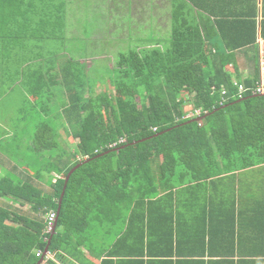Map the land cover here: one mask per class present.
Here are the masks:
<instances>
[{
	"label": "trees",
	"instance_id": "1",
	"mask_svg": "<svg viewBox=\"0 0 264 264\" xmlns=\"http://www.w3.org/2000/svg\"><path fill=\"white\" fill-rule=\"evenodd\" d=\"M205 45L199 32L178 29L165 51L122 54L112 71L103 66L113 94L95 95L90 78L57 80L70 99L54 121L69 125L75 152L64 164L69 150L58 141L56 124L48 146L42 137L50 124H40L35 150L60 152L52 157L59 179L48 181L49 192L12 175L0 181V198L28 206H0V264L42 258V264H84L93 251L92 231L106 240L118 231L95 264H264V95L255 94L260 63L251 79L234 81L227 68L242 49L226 45L213 54ZM27 69L50 89V72ZM187 105L202 115L185 119ZM242 174L257 181L239 185ZM52 212L53 236L47 232ZM248 245L255 251L242 254Z\"/></svg>",
	"mask_w": 264,
	"mask_h": 264
},
{
	"label": "crops",
	"instance_id": "2",
	"mask_svg": "<svg viewBox=\"0 0 264 264\" xmlns=\"http://www.w3.org/2000/svg\"><path fill=\"white\" fill-rule=\"evenodd\" d=\"M178 29L199 32L207 53L211 49L215 54L216 47L226 45L242 49L234 52L233 64L227 68L234 81L251 79L257 63L264 78V0H0V181L12 175L15 181L30 180L38 189L49 192L48 181L54 183V176L59 178L53 172L52 157L60 152L35 150V135L43 125L31 126V113L36 112L48 126L54 121L55 111L62 113L69 106L70 94L63 89L64 82L59 83L64 78L86 83L93 69L103 73V66L112 62L113 68L107 66L112 71L122 54L154 48L165 51ZM24 33L30 40L23 39ZM32 34L36 38H31ZM27 68L40 74L42 68L50 72V89L37 85ZM64 123L56 125L58 141L69 150L62 160L65 164L75 152L71 146L75 148L76 141L70 138L69 125L65 128ZM49 127L51 133L42 137L46 146L54 139L55 127ZM25 149L33 154H22ZM26 160L40 163L34 177L21 170L23 164L27 166ZM39 173L40 180L36 178ZM248 175L242 174L239 185L257 181L256 175ZM0 206L28 210V206L21 207L9 199L0 198ZM254 248L248 245L240 250L244 254ZM220 253L225 255L227 251L222 249ZM233 261L239 258L235 256Z\"/></svg>",
	"mask_w": 264,
	"mask_h": 264
},
{
	"label": "rangeland",
	"instance_id": "3",
	"mask_svg": "<svg viewBox=\"0 0 264 264\" xmlns=\"http://www.w3.org/2000/svg\"><path fill=\"white\" fill-rule=\"evenodd\" d=\"M100 18L103 19L104 17H100ZM87 34H90V32L88 31ZM60 35L61 34L57 33V36H60ZM49 42H51V41H49ZM91 48H94V47L91 46ZM89 65L91 66L92 64H89ZM107 66L109 68L110 67H112V68L114 67V65H113L112 62L111 63L110 62L107 63ZM87 78H90L91 83L94 84L93 92H95V95L96 94L105 93V92L106 93L108 92V93H111V94L114 93V90L112 89L111 85L109 84L110 83V76H109L108 73L106 74V76L104 78V74L102 72H97L96 73V72L92 71L91 74H88V77ZM62 98H63V102H64V97H62ZM59 101H61V98L59 99ZM185 109L187 111H190V110L193 111V106L192 105H187L185 107ZM34 113H31L32 114V117H33L32 121H31V126H35V125L38 126L41 123H43V121L40 120V119H38V116H37V113L36 112H34ZM39 116H40V114H39ZM51 124L52 125L54 124V127H55L56 121H51ZM56 128H58L57 125H56ZM65 133H68V130ZM63 137H65V140L67 139L66 134L63 135ZM70 144L71 145H74L72 143H70ZM25 150H22L21 152H22V154L26 155L27 157H30L33 154L32 152H29L27 150L25 151ZM25 162L27 163L26 164L27 166L24 167L25 165L23 164V169H21V170L23 172H25V174L27 176L29 175V177H34V175L36 174L37 167L40 165V163L37 160H26ZM179 168H181V167H179ZM179 171H181V170H179ZM179 171H177V172H179ZM54 179H59V178L57 176L56 177L54 176ZM41 188L44 189L43 186H41ZM44 191H47V190L45 189ZM48 227H49V224L47 226V232L49 231V228ZM117 235H118V231L112 233L110 236H108L109 238H107V240H106L104 238L102 239V238L96 237V234H94L93 231L90 232V234H89V243L91 244V248L93 249V251H89L88 250L89 253H87L86 256L82 259V263H84V264H95V262L98 263V259L100 257V254H99L100 253V250L103 247H105V245H109L112 242H114V240L116 239ZM81 250L84 251L83 249H81Z\"/></svg>",
	"mask_w": 264,
	"mask_h": 264
},
{
	"label": "built area",
	"instance_id": "4",
	"mask_svg": "<svg viewBox=\"0 0 264 264\" xmlns=\"http://www.w3.org/2000/svg\"><path fill=\"white\" fill-rule=\"evenodd\" d=\"M238 88H239L240 95H242V93L244 91V87L242 85H238ZM255 94L264 95V78L261 79V82L258 84V87L255 90ZM240 98H242V96H240ZM201 115H202V112L200 110H195V111H191L190 113H188L185 116V119L191 120L195 117H200ZM122 142L123 141H121L120 143H122ZM55 220H56V213L55 212L50 213L48 215V224H49V227H48L49 231L48 232L53 230V225H54Z\"/></svg>",
	"mask_w": 264,
	"mask_h": 264
},
{
	"label": "water",
	"instance_id": "5",
	"mask_svg": "<svg viewBox=\"0 0 264 264\" xmlns=\"http://www.w3.org/2000/svg\"><path fill=\"white\" fill-rule=\"evenodd\" d=\"M78 168H79V166L75 167V168L71 171V173L68 175V177H67V179H66V183H65L64 191H63V193H62V197H61V201H60V206H61V202H62V199H63V197H64V194H65V190H66V188H67V184H68V182H69L70 176H71V175H72V174H73ZM59 212H60V207H59V210H58V215H59ZM55 228H56V226L53 227V230H52V236H53V234H54V232H55ZM49 245H50V242L48 243V246H47V248H46V250H45L44 256L47 255V253H48V251H49ZM43 261H44V258H42L41 261H40L38 264H42Z\"/></svg>",
	"mask_w": 264,
	"mask_h": 264
}]
</instances>
